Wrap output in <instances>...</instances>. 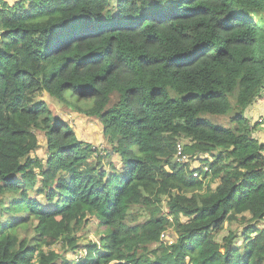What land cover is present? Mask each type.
<instances>
[{"label": "trees", "instance_id": "1", "mask_svg": "<svg viewBox=\"0 0 264 264\" xmlns=\"http://www.w3.org/2000/svg\"><path fill=\"white\" fill-rule=\"evenodd\" d=\"M263 19L264 0H0V198L15 196L0 201V264H264V142L244 115L264 92ZM43 93L100 122L104 156ZM232 112L235 129L204 118ZM134 206L149 219L127 224ZM87 217L103 232L83 258L42 251L78 250Z\"/></svg>", "mask_w": 264, "mask_h": 264}, {"label": "rangeland", "instance_id": "2", "mask_svg": "<svg viewBox=\"0 0 264 264\" xmlns=\"http://www.w3.org/2000/svg\"><path fill=\"white\" fill-rule=\"evenodd\" d=\"M6 1L7 3H9V5H12L18 0H6ZM262 24L264 25V23ZM39 98L47 102V106L53 115L65 121L67 124H69V126H72V129L74 130V133L79 140L90 143L96 149L97 154L103 155L104 151L108 150L109 146L103 136L102 126L99 121H97L95 118L87 117L81 114L75 108L74 105L67 106V105L56 102L55 100L51 99L46 93L41 94ZM254 110H256V112H254ZM260 113L262 114L264 113V108L259 109V107H256L250 111L251 117L246 114L245 118H247L248 123L252 125V127L256 126L252 134L254 136L256 134L261 135L258 138L259 140L264 141V126H260L256 124V120L258 118L256 117V115ZM232 116H233V112L225 116L206 115L204 118L208 120L211 125L235 129V125L230 123V119ZM257 126H260V127L257 128ZM36 135L38 137L40 148L32 156H36L44 161L46 157L45 137H44L43 132H40V131H36ZM181 141L185 143V140H181ZM94 157H96V155H94L93 158ZM101 162H102V166L107 171L110 170L109 164L111 163L115 166V169H117L120 166V163L116 156H112L109 159L104 157ZM188 165H189V168H194L197 165L198 166L200 165V161L197 162V161L190 160ZM217 183L218 181H215L214 183H212L210 179H206L204 180V187L214 188ZM3 196L4 197L2 198H3L4 204L7 207L9 206L12 199L15 198L13 194H4ZM29 197L33 199L36 198L40 201L43 200V196H38L35 190L29 191ZM2 198H0V201L2 200ZM165 201L166 199L163 198V202L161 206L159 207L164 216L167 215V208H166ZM6 218H8V215H4L2 217V219H6ZM148 219H149L148 209L142 208L141 206H134L131 208L129 212V217L126 223L129 225L142 224ZM168 220L171 222L170 217H168ZM181 220L184 221L185 219L181 218ZM33 224H35V221ZM244 226H245V222L241 220L234 221L232 224H225L224 230L218 234L217 238L218 240H220L222 236L227 234V230H232V231L241 230ZM262 226H264V221L261 222L260 228H262ZM102 232H103V228L98 224L97 220L92 217H87L84 220L83 224L79 226L74 232V236L77 238L78 243H79L78 250L70 251L66 247L65 242H59L53 245L52 247L43 246L42 251L44 253L53 252L57 256H59V259L61 260L75 262L85 256V250H82L84 246H86L89 243L98 244L99 236L102 234ZM164 233H165V238L162 239V242L165 245L169 246L173 244L175 240L177 239V234L173 226L169 225ZM34 238L38 239V237L36 236L33 230V226L26 227L19 231L20 240H26L27 242L31 243V245H33V244H36V242H33ZM154 247L155 245H153L151 248H154ZM56 264H60V261L58 260Z\"/></svg>", "mask_w": 264, "mask_h": 264}, {"label": "built area", "instance_id": "3", "mask_svg": "<svg viewBox=\"0 0 264 264\" xmlns=\"http://www.w3.org/2000/svg\"><path fill=\"white\" fill-rule=\"evenodd\" d=\"M256 124L260 126H264V113L260 116H258L256 120ZM252 126V125H250ZM189 161V157L184 153L183 151V145L181 143H178L176 146V152L173 158V163L176 164H185ZM207 168H204L206 170ZM194 178H198V173L194 172L192 174ZM164 237V234L161 235V238Z\"/></svg>", "mask_w": 264, "mask_h": 264}, {"label": "crops", "instance_id": "4", "mask_svg": "<svg viewBox=\"0 0 264 264\" xmlns=\"http://www.w3.org/2000/svg\"><path fill=\"white\" fill-rule=\"evenodd\" d=\"M3 1H5L6 3H7V1L6 0H3ZM9 4V3H8ZM263 22H264V19H263ZM256 102V103H255ZM254 102V104H252V105H250L249 107H247V109L245 110V113H244V115H245V117H246V114L248 115V116H250L251 117V114H250V111L251 110H253L254 108H256V107H259V109H262V108H264V92H263V96H262V98L261 99H259V100H257V101H255ZM258 109V108H257ZM254 112H256V110H254ZM256 114V113H255ZM260 115H262V113H260V114H257L256 115V117H258V116H260ZM260 126H257V128H259ZM256 128V127H255ZM252 136L253 137H256L258 140H259V136H261V135H258V134H256L255 136L252 134ZM260 142H264L263 140H259Z\"/></svg>", "mask_w": 264, "mask_h": 264}, {"label": "clouds", "instance_id": "5", "mask_svg": "<svg viewBox=\"0 0 264 264\" xmlns=\"http://www.w3.org/2000/svg\"><path fill=\"white\" fill-rule=\"evenodd\" d=\"M162 234H164V237L161 238V236H160V240H161V241H162L163 238H165V233L163 232ZM162 234H161V235H162Z\"/></svg>", "mask_w": 264, "mask_h": 264}]
</instances>
